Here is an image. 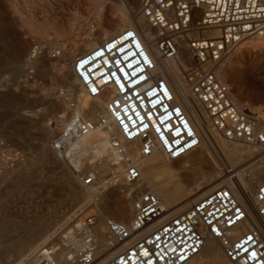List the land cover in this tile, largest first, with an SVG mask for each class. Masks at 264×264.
Masks as SVG:
<instances>
[{
  "label": "built area",
  "instance_id": "obj_1",
  "mask_svg": "<svg viewBox=\"0 0 264 264\" xmlns=\"http://www.w3.org/2000/svg\"><path fill=\"white\" fill-rule=\"evenodd\" d=\"M140 12L149 26L142 32L147 42L136 28H126L75 57L79 95L102 109L91 119L89 107L78 109L76 91H60L66 123L49 142L85 188L132 187L133 217L104 219L102 252L93 219L76 218L62 228L65 222L58 245L54 235L17 264H189L209 241L231 264H264V177L242 202L221 186L174 213L148 189L141 166L155 154L185 158L203 143L215 146L217 137L264 155V111L238 104L222 78L244 42L264 38V0H140ZM89 28L93 41L96 23ZM65 52L59 43L34 42L22 82H36L41 58L54 62ZM164 62L181 70L189 89L185 98L179 99L170 73L159 67ZM94 132L109 140L107 172L100 169L104 158L87 163L90 148L81 142ZM72 239L82 245L72 247Z\"/></svg>",
  "mask_w": 264,
  "mask_h": 264
},
{
  "label": "rangeland",
  "instance_id": "obj_2",
  "mask_svg": "<svg viewBox=\"0 0 264 264\" xmlns=\"http://www.w3.org/2000/svg\"><path fill=\"white\" fill-rule=\"evenodd\" d=\"M120 4L121 0L99 4L95 0H0V264L21 262L18 259L21 251L45 243L55 230L54 235L57 234L65 220L62 228L76 218L93 219L101 243L107 241L101 232L106 215L97 202L84 204L85 190L70 186L78 180L67 163H54L49 142L66 123L67 104L58 101L59 92L71 88V84L79 87L69 73L75 57L93 49L99 36L106 40L114 36L113 27L123 26V17L134 23L140 2L130 6L134 8L132 14ZM91 22L98 28L93 41H90ZM38 41L59 43L66 52L54 62L49 57L41 58L36 82L24 83L22 68ZM246 42L248 47L240 49L243 55L236 51L223 69L225 81L238 104L263 112L264 60L260 63L247 56L245 49L253 54L260 49L257 53L264 54V41ZM12 52H21L22 58L15 59ZM50 122L54 124L51 126ZM208 156L205 167L209 169L214 158L212 154ZM189 172L195 178L201 176L198 168ZM263 177L264 174L255 180L253 191ZM207 183L205 179L199 180L200 185ZM195 187L190 185L186 192L195 194ZM107 213L115 215L111 210ZM52 243L59 244L58 235ZM219 252V260H224L221 249Z\"/></svg>",
  "mask_w": 264,
  "mask_h": 264
},
{
  "label": "bare ground",
  "instance_id": "obj_3",
  "mask_svg": "<svg viewBox=\"0 0 264 264\" xmlns=\"http://www.w3.org/2000/svg\"><path fill=\"white\" fill-rule=\"evenodd\" d=\"M105 1L107 2V0H95V3L99 4L101 2L104 3ZM139 2L140 0H121L120 7L123 10H126L128 13L132 14L134 8L133 7L130 8V6L136 5V3L139 4ZM40 4L42 5L41 2ZM133 18H134V23H129L126 20V17H123L124 19L123 26L126 28H136L141 33L145 42H147L146 37L143 35L142 32L143 30H149V26L146 20L141 15L140 7H139V13L137 14V16H134ZM32 19H35V17ZM31 24H29L30 27L32 26ZM43 26L44 25H42V27ZM123 26L121 25L114 26L113 34L116 35L120 31L124 30ZM98 39H99L98 43L95 44L93 48L105 42L106 40L105 37H100V36L98 37ZM250 40L264 41V38H257V39L254 38ZM247 43L248 42L243 43L238 50H240L242 47L245 48L248 47ZM90 47L91 46H85V48H90ZM258 50L260 49H255L254 52L256 54H253V52H251L250 50L245 49V54H247V56H253L258 62L261 63L262 60H264V54L261 53L262 51L260 53H257ZM239 52L241 55H243V52L241 50ZM11 55L15 59L22 58L21 52L17 54L12 52ZM159 67L162 68L165 73L167 72L170 73V82L173 85L174 90L177 93L179 99L185 98L186 95H188L189 93V89L188 86L182 80V76L180 74L181 70L172 62H164L163 64H160ZM69 73L72 79L78 81V78L73 73V69H71ZM225 77L226 74L224 73L223 70L222 78L224 79V81H225ZM71 85L70 87L74 88V90H76L78 93V96L76 97V99L79 102L78 109L89 107L90 112L87 113V117L91 119H95L92 117L93 116L96 117L97 113L101 111L102 109L101 103L96 100H90L89 98L81 97L79 95L80 88ZM60 119H64V116H61ZM81 144L83 146H87L90 148V150H88L89 158L87 160V163L88 162L93 163L99 160L100 158H104L103 162L100 164V169L104 172H107L109 170L108 161L111 157L109 152V140L107 136L100 132H94L89 136H87L86 138H84ZM209 154L213 155L214 162H212L211 167H209L208 169L205 167V164L209 160V156H208ZM51 155H53V152L51 153ZM55 157L56 156L54 155L53 158L54 163L61 164V161L59 159H56ZM256 160L258 162L254 163ZM259 163L264 164V155L261 150L253 147L242 146L239 144L228 143L224 139L217 137L215 146H210L207 145L206 143H203V145L199 150L186 156L185 158L179 160H168L166 158H163L160 154H155L149 158H145L141 166H142L143 179L146 182L148 189L159 195L163 205L167 209H171L174 213H177L179 211L188 208L201 196L206 195L212 190L221 186L230 187L234 195L241 202L243 201L244 197L252 196L254 194L253 185L255 184V180L258 178V176L264 174V165L258 166ZM194 168H198V170H200L201 176L199 178L193 177L189 172L191 169ZM200 179H205L208 183L205 185H200L199 184ZM192 184L196 185L195 194H192L191 192L189 193L186 192V189ZM70 186L77 190L84 189L85 190L84 201H86L84 204H87L88 202L91 201L97 202L99 207L103 210L104 214L106 215L104 216L105 218L109 217L121 222L131 221L133 217V207H132L133 204L130 196L132 187H127V186H119L112 188L96 187V188L88 189L82 186V184L79 181ZM177 199H180L181 202L179 201L177 202ZM108 210L113 211L115 215L110 216L108 214L109 212L107 213ZM66 221L67 220H65L63 223H65ZM62 225L63 224H61L60 226ZM101 232L103 236L106 235L105 226L102 227ZM55 233L56 230L51 235L53 236ZM95 235L99 243L100 251L102 252L106 246V243L105 244L101 243L100 241L101 238L98 232L95 231ZM43 243L44 241L40 242L36 246L34 245L28 246L26 249H24L18 254V259L19 260L21 259V261H23L31 251L38 248ZM69 245L77 248L82 245V241L79 239H72ZM220 249L221 248L217 245L215 241H209L206 247L204 248V250L202 251V253L199 256H197L195 259H193L189 264H231V262L224 256V254H223L224 260H219Z\"/></svg>",
  "mask_w": 264,
  "mask_h": 264
},
{
  "label": "crops",
  "instance_id": "obj_4",
  "mask_svg": "<svg viewBox=\"0 0 264 264\" xmlns=\"http://www.w3.org/2000/svg\"><path fill=\"white\" fill-rule=\"evenodd\" d=\"M58 99V101H60V99L59 98H57Z\"/></svg>",
  "mask_w": 264,
  "mask_h": 264
}]
</instances>
